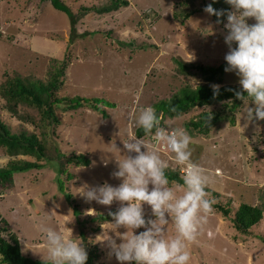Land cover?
<instances>
[{
    "label": "rangeland",
    "instance_id": "obj_1",
    "mask_svg": "<svg viewBox=\"0 0 264 264\" xmlns=\"http://www.w3.org/2000/svg\"><path fill=\"white\" fill-rule=\"evenodd\" d=\"M8 1L0 0V83L6 79L5 73L14 75L16 69L24 76L33 72L46 79L55 64L54 58L67 56L70 60L68 75L56 96L98 97L105 102L103 108L108 117L89 104L72 109L67 101H62L54 105L58 117L55 126L43 119L38 108L24 105L19 109L22 115L36 121L26 122L13 116L0 96V118L13 133L37 134L52 147L53 157L57 145L66 155L84 153L90 158L88 165L81 166L72 163L66 166L65 160L61 161L68 172L74 173L60 174L66 191L72 194V204L59 190L52 164L16 173L15 189L5 194L6 198L0 197V212L5 216L2 225L7 229L3 233L7 234L6 238L11 234L18 236L22 252L42 260L44 237L36 225L42 222L69 233L71 229L72 235L83 245L86 242L96 246L94 264H111L106 242L98 239L110 227L107 222H112L113 218L102 220L99 215L106 216L112 209L116 211L119 202L111 205L87 202L78 191L85 186L105 182L117 186L121 182L111 173L116 170L115 159L120 158L118 149L123 154L121 140L128 135L137 136L130 113L147 105L153 107L154 102L170 98L182 86L194 87L201 81L195 75L182 72L175 58L188 64L202 62L218 66L225 63L228 48L223 39L226 34L223 24L226 17L216 23L217 20L201 8L202 0H187L188 3L186 0H127L128 3L118 9L105 12L83 8L96 5L101 9L110 5L111 0H62L82 19L80 23L78 19L76 25L65 11L50 3ZM203 1L218 3L221 10L230 9L225 0H219L223 4L218 0ZM187 5V11L194 7L199 9L188 18H175V13L184 11ZM248 22L254 23V20ZM206 27H212V33L207 34L210 29ZM222 77L218 85L240 87L234 73L224 71ZM203 109L196 107L167 120L173 126L182 127L185 120L197 119ZM245 111L246 105L242 102L232 120L218 122L207 135L200 133L193 137L189 145L191 160L212 175L208 187L221 191L219 196L208 193V198L212 203L221 202L233 210L227 218L212 208L195 239L188 242L189 264H264V219L246 235L240 234L231 220L241 202L264 203V120L246 122ZM150 138L144 140L151 144ZM157 150L171 167H176L166 149ZM8 159L0 148V162ZM76 205L79 214L74 213ZM144 211L146 218H150V207L145 205ZM79 221L85 222L87 240L81 236ZM166 229L167 235L174 234L171 222ZM108 234L119 242L120 237L111 230Z\"/></svg>",
    "mask_w": 264,
    "mask_h": 264
},
{
    "label": "clouds",
    "instance_id": "obj_2",
    "mask_svg": "<svg viewBox=\"0 0 264 264\" xmlns=\"http://www.w3.org/2000/svg\"><path fill=\"white\" fill-rule=\"evenodd\" d=\"M215 2V0H213ZM230 9H214L212 3L203 11L209 16H225L223 24L226 34L224 43L228 51L224 55L225 72L238 77L240 90L235 96L246 105L245 121L264 120V0H225ZM249 19L254 23H249ZM212 33V27H206ZM204 33V32H203ZM235 45V46H233ZM213 94L220 85H211ZM251 104V106H249ZM133 126L151 136L152 143L143 138L128 135L121 140L123 154L111 176L121 182L117 186L107 182L96 186H85L78 191L87 202L101 205L119 202L113 218L107 222L99 241L106 242L108 256L115 257L118 264H189L191 254L188 242L195 239L200 227L212 211V201L206 191L212 175L191 160L192 137L183 127H160L158 113L147 105L136 113L129 114ZM157 145L171 154L176 167L163 159ZM107 161H105L106 163ZM182 169L181 181H170L166 171ZM151 210L146 218L144 206ZM172 223L174 234L167 235L166 226ZM44 237L43 264H85L87 252L82 241L72 235V230L36 225ZM125 231L119 232L117 229ZM143 229L136 232V229ZM120 237L119 242L108 231ZM7 234L0 232V237ZM31 249V248H30Z\"/></svg>",
    "mask_w": 264,
    "mask_h": 264
},
{
    "label": "trees",
    "instance_id": "obj_3",
    "mask_svg": "<svg viewBox=\"0 0 264 264\" xmlns=\"http://www.w3.org/2000/svg\"><path fill=\"white\" fill-rule=\"evenodd\" d=\"M10 1H8V3H10ZM40 1L50 3L58 10L65 11L71 17L73 24L77 25L79 20V23L82 21V19H79L77 14L67 7L62 0ZM110 2V5H105L101 7V9L96 5L85 7L83 9L87 11L90 8H93L92 10L96 12H105L106 10L111 11L118 9L123 4L128 3L127 0H111ZM218 2L223 4V2L219 0ZM201 3L203 4V6L201 4V8H204L209 4L204 3L203 0ZM183 4L185 5L186 3ZM218 5V3H212L214 9L221 10ZM187 9L188 5L184 11L178 10L179 13H175V18H179L180 16L188 18L191 13L198 10L199 7H194L191 11H187ZM224 9H229V7H224ZM212 16L217 20L215 15ZM219 19L222 21L223 16ZM96 31L98 30H95L94 32ZM174 60L178 63L182 72L195 75L196 78H200L201 81L195 83L194 87L186 84L170 98L154 102L153 107L158 113V118H160L158 119L160 127H177L171 125L167 118L172 120L196 107H204V109L198 113V118H191L182 123V127L187 130L192 138L200 133L207 135L211 127L218 122L232 120L235 116V111H237L243 102L235 96V91H239L240 87L231 84L221 85L219 92L216 95L213 94V89L211 87L213 84L222 83V74L224 73L226 62L218 66H212L213 64L205 65L202 62L188 64V62H183L178 58H175ZM54 63V67H51L46 79L37 77L33 72L24 76L22 73L18 72L17 69L14 71V75L5 73L6 79L0 83V96L5 99V108L13 116H19L26 122L36 123L31 117L23 116L19 110L20 107L22 108L24 105L36 107L42 113L43 119L49 122L50 125L54 126L58 120L57 115L54 113V105L55 103L60 104L62 101H67L68 107L72 109L89 104L93 109L102 113L104 117H108L106 109L103 108L106 104L98 97H83L77 95L74 97L59 98L56 96V92L65 83L70 60L67 56H64L62 59L54 58ZM101 102H103L102 106L100 105ZM161 111L162 115L160 116L159 112ZM154 133L155 129H153L152 133L148 135H146L142 129L137 128L136 131L137 136L142 137L143 139H146L147 137L150 138ZM156 147L165 149L163 145ZM0 148H2L3 155L9 158L6 162H0V197L5 198V194L13 192L15 189L16 173L29 171L34 168L43 169L48 163H50L54 166L57 172L59 190L64 192L66 199L72 204V194L66 191V186L60 176L61 173L68 172L65 169V166H62L63 163H61V161L65 160L66 166L70 163L76 166L88 165L90 163V158L86 154L73 152L71 155H66V153H63L57 145L54 146L55 156L53 157L50 150L52 147L48 146L46 140L40 139L35 133H27L26 131L13 133L8 124L1 118ZM68 173L70 175L74 174L73 172ZM166 175L169 177L170 181L182 183L180 179L182 169L176 168L175 171H166ZM206 191L215 196H219L221 192L220 190L211 187H207ZM73 207L74 213L79 214L80 211L77 208V205ZM212 208L221 212L227 218L233 212L232 207L229 205L226 206L221 202L212 203ZM111 211L115 212V209H112ZM99 216L102 220H107L111 217L109 214L106 216L100 214ZM4 219L5 216L0 212V232L7 231L5 226L2 225ZM263 219L264 203L251 204L248 202H241L231 220L240 234L246 235L251 232L253 226L259 224ZM79 224L82 226L81 236L87 240V234L84 229L85 222L79 221ZM97 226L100 227L99 225ZM85 243L84 247L87 252V260L85 264H94L93 260L97 256V252L95 251L96 246H94L93 243ZM109 261L111 264H117L114 256L111 257ZM5 263L43 264L42 260L32 258L30 255H25L22 252L21 241L19 237L14 234H11L9 238L0 237V264Z\"/></svg>",
    "mask_w": 264,
    "mask_h": 264
},
{
    "label": "crops",
    "instance_id": "obj_4",
    "mask_svg": "<svg viewBox=\"0 0 264 264\" xmlns=\"http://www.w3.org/2000/svg\"><path fill=\"white\" fill-rule=\"evenodd\" d=\"M6 5V4H5Z\"/></svg>",
    "mask_w": 264,
    "mask_h": 264
}]
</instances>
